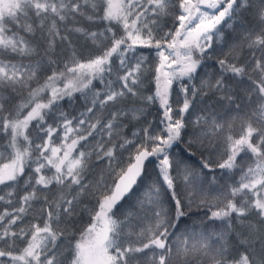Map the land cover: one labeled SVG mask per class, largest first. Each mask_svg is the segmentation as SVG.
<instances>
[{
  "label": "snow or ice",
  "instance_id": "6c2138e0",
  "mask_svg": "<svg viewBox=\"0 0 264 264\" xmlns=\"http://www.w3.org/2000/svg\"><path fill=\"white\" fill-rule=\"evenodd\" d=\"M0 264H264V0H0Z\"/></svg>",
  "mask_w": 264,
  "mask_h": 264
},
{
  "label": "trees",
  "instance_id": "16d2710c",
  "mask_svg": "<svg viewBox=\"0 0 264 264\" xmlns=\"http://www.w3.org/2000/svg\"><path fill=\"white\" fill-rule=\"evenodd\" d=\"M202 214V213H201Z\"/></svg>",
  "mask_w": 264,
  "mask_h": 264
}]
</instances>
